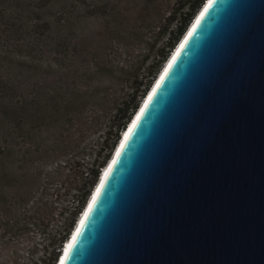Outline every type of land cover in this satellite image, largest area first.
Here are the masks:
<instances>
[{"label": "water", "instance_id": "obj_1", "mask_svg": "<svg viewBox=\"0 0 264 264\" xmlns=\"http://www.w3.org/2000/svg\"><path fill=\"white\" fill-rule=\"evenodd\" d=\"M128 128L56 264H264V0H207Z\"/></svg>", "mask_w": 264, "mask_h": 264}, {"label": "rangeland", "instance_id": "obj_2", "mask_svg": "<svg viewBox=\"0 0 264 264\" xmlns=\"http://www.w3.org/2000/svg\"><path fill=\"white\" fill-rule=\"evenodd\" d=\"M179 2L85 0L64 13L54 0L36 29L37 16L16 17L15 5L0 2L8 16L0 26V264H51L63 249L83 176L102 161L103 141L114 140L113 114L165 46ZM5 101L26 105L19 118Z\"/></svg>", "mask_w": 264, "mask_h": 264}, {"label": "trees", "instance_id": "obj_3", "mask_svg": "<svg viewBox=\"0 0 264 264\" xmlns=\"http://www.w3.org/2000/svg\"><path fill=\"white\" fill-rule=\"evenodd\" d=\"M1 1H8L11 2L16 7V17L19 14H23L24 12H27V14L32 16H37V19L31 20V27L33 29L38 28L37 23L38 20L41 18V13L43 11V8L48 5V3L52 2V5H57L58 3H54V0H0ZM27 1H30L32 4H27ZM33 1V2H32ZM63 2V5L65 7L64 13L69 11L68 6L70 4H83V1L85 0H60ZM207 0H180L178 8L171 13L170 17L168 18V27L166 30V39L167 42L165 43V46L160 48L157 52V58L155 57L151 63L144 69L146 72L144 76L142 77V80L138 83V86L135 87V89L132 91V95L129 99L125 100L124 103H122L121 106H119L113 114V120L114 123L117 119V123L115 126H111V128L114 127V140L112 143H109V138L103 141V144L107 145V150L105 155L103 156L102 161L98 165L97 168L90 169V172L87 174V176H83V183L87 184L86 188L84 189V192L82 193V196L80 200L77 203L75 212H74V218L70 222L69 226L67 227L63 237L61 238L59 249L64 247V242H67L70 238L77 222L78 215L82 214L88 200L96 187L99 177L102 173L103 168L107 166L109 161L111 160L114 151L121 139L122 132L127 128L128 124L130 123L131 119L133 118L134 114L138 111L141 103L145 99L146 95L150 91L151 87L153 86L155 80L159 76L161 70L163 69L165 63L171 56V54L174 52L176 47L178 46L179 42L182 40L183 36L185 35L187 29L191 25V23L194 21L197 13L200 11V9L203 7ZM23 2V3H22ZM35 3V5H34ZM27 5L28 7H25ZM31 7V8H30ZM26 8L24 11L23 9ZM14 17V19L18 20V18ZM43 18V17H42ZM4 19H8L7 14L4 10L0 9V26L5 24L2 21ZM6 56V54H3ZM11 67V69L15 68L16 66H20L19 64H12L9 63L8 65ZM1 81V80H0ZM6 83V87L10 83H13L10 78H7V81H3ZM3 84V83H2ZM0 83V87L2 86ZM6 105H4L7 108V112L9 114H14L16 117H20L19 113L16 112L17 109L20 111L25 110V104L20 102H13V101H5ZM35 109V108H34ZM33 112V113H32ZM31 113L33 115H38V110L32 111ZM110 128V132L113 133V130ZM6 147V148H5ZM1 147L3 150H9L7 146ZM87 181V182H86ZM79 219V218H78ZM62 250L60 249L57 252H54L53 259L51 264H56L58 261V258L61 255Z\"/></svg>", "mask_w": 264, "mask_h": 264}, {"label": "bare ground", "instance_id": "obj_4", "mask_svg": "<svg viewBox=\"0 0 264 264\" xmlns=\"http://www.w3.org/2000/svg\"><path fill=\"white\" fill-rule=\"evenodd\" d=\"M180 43V42H179ZM165 67H167V66H165ZM131 128V127H130ZM126 132V129L123 131V134ZM129 132L130 131H128L126 134H125V136H124V138L122 139V140H125L126 138H127V136H128V134H129ZM106 167H108V166H106ZM82 219V217L80 218V220ZM80 220L78 221V223H77V226H76V228L74 229L75 231H74V235L76 234V230H77V228H78V226H79V222H80ZM70 242V238L68 239V241H67V243H69ZM65 253H67V251L66 252H63V254H64V256H65ZM62 254V255H63ZM64 256H63V258H64ZM63 258H62V260H63Z\"/></svg>", "mask_w": 264, "mask_h": 264}, {"label": "clouds", "instance_id": "obj_5", "mask_svg": "<svg viewBox=\"0 0 264 264\" xmlns=\"http://www.w3.org/2000/svg\"><path fill=\"white\" fill-rule=\"evenodd\" d=\"M129 127H130V125H129ZM123 133V132H122ZM125 134V133H124ZM104 169V168H103ZM103 171V170H102ZM67 243V242H66Z\"/></svg>", "mask_w": 264, "mask_h": 264}]
</instances>
